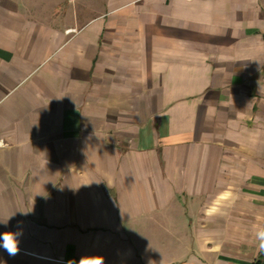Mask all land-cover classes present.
Listing matches in <instances>:
<instances>
[{
  "label": "crops",
  "instance_id": "1",
  "mask_svg": "<svg viewBox=\"0 0 264 264\" xmlns=\"http://www.w3.org/2000/svg\"><path fill=\"white\" fill-rule=\"evenodd\" d=\"M3 220L0 264L264 263V0H0Z\"/></svg>",
  "mask_w": 264,
  "mask_h": 264
},
{
  "label": "clouds",
  "instance_id": "2",
  "mask_svg": "<svg viewBox=\"0 0 264 264\" xmlns=\"http://www.w3.org/2000/svg\"><path fill=\"white\" fill-rule=\"evenodd\" d=\"M3 223H7V220L0 221ZM19 227V226H18ZM22 231L17 232H4L0 234V247L7 251V253L11 256L18 254L19 252V236H22ZM257 239L259 240L258 251L264 253V229H261L257 232ZM80 264H103V259H99L97 257H91L87 261L81 260Z\"/></svg>",
  "mask_w": 264,
  "mask_h": 264
},
{
  "label": "trees",
  "instance_id": "3",
  "mask_svg": "<svg viewBox=\"0 0 264 264\" xmlns=\"http://www.w3.org/2000/svg\"><path fill=\"white\" fill-rule=\"evenodd\" d=\"M258 264H264V263H258Z\"/></svg>",
  "mask_w": 264,
  "mask_h": 264
}]
</instances>
